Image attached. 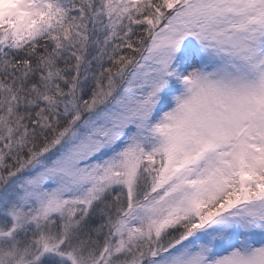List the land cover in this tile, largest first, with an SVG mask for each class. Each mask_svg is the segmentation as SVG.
<instances>
[{"label": "snow or ice", "instance_id": "6c2138e0", "mask_svg": "<svg viewBox=\"0 0 264 264\" xmlns=\"http://www.w3.org/2000/svg\"><path fill=\"white\" fill-rule=\"evenodd\" d=\"M0 264H264V0H0Z\"/></svg>", "mask_w": 264, "mask_h": 264}]
</instances>
